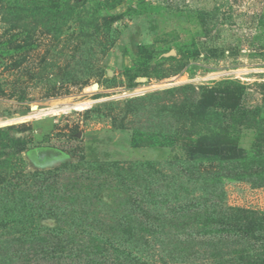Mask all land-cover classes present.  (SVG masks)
<instances>
[{
	"label": "rangeland",
	"instance_id": "1",
	"mask_svg": "<svg viewBox=\"0 0 264 264\" xmlns=\"http://www.w3.org/2000/svg\"><path fill=\"white\" fill-rule=\"evenodd\" d=\"M206 87L234 106L200 122ZM187 127L264 159V0H0V264H264V164L218 185L211 232L153 222Z\"/></svg>",
	"mask_w": 264,
	"mask_h": 264
},
{
	"label": "trees",
	"instance_id": "2",
	"mask_svg": "<svg viewBox=\"0 0 264 264\" xmlns=\"http://www.w3.org/2000/svg\"><path fill=\"white\" fill-rule=\"evenodd\" d=\"M202 91L203 92H201V96L197 101V106H195V110L186 112V114H191L195 117H198L200 122L202 118H207L209 115H211V107L216 103L217 105L221 104L224 108H232L234 106V103L232 102L233 100H231V96L227 91L224 92L226 94L222 98L223 101L220 102H217L218 97H216V92H221L220 90L215 89L214 87H206V89ZM183 112L185 113V111ZM162 131L163 129L155 133V135L161 136ZM224 132H222L223 137L221 138L214 139L213 136L203 135L200 138L194 140L191 137L193 134L190 133L187 127L186 137L173 139L175 143L180 144L182 149H185L186 161L184 167L181 168L180 173L185 176L187 180L184 182V184L182 182L176 184L177 179L173 177L170 179L169 183L166 184V192L163 193L164 196L166 198L172 196L175 201L174 207L171 208L173 216H166L164 213L157 212V215L154 214L153 217L154 223L158 222L164 223V225H170L177 231H179L181 227L189 228L193 226H199L206 229H204L205 232L203 233H209L211 231L207 228L213 224V213L215 210H212L214 207H217L219 210L218 215L220 218H218V221L220 223H224L226 219L224 208H226V205L224 206L219 199L220 197H218L219 194L222 196V192L215 191L218 188V185L223 184L224 180L226 179H243L247 174H249V172L253 173L252 168L254 166L260 167L264 164V159L259 158V155L261 154L257 150L255 152L254 150H250L246 153V151L238 147L233 138H225ZM182 141L184 142L181 145ZM170 164H172V162ZM132 165L133 164H130L129 169L118 164H109L106 165V167L107 171H109L110 168H113L115 174L120 175L122 179L125 177L127 178L130 176L129 174L135 172L138 169L150 170V173H152V171L155 169L154 163L150 161L134 166ZM218 165H222L225 169V172H219ZM140 172L141 171H139L138 174L143 180H145L147 175H145V172L143 171L141 174ZM120 184L123 186L126 185V182L121 180ZM191 184L198 185V187L191 189ZM202 188L204 189L202 190ZM199 189H201L202 193L196 202L197 204L181 203L182 195H189ZM123 192L124 194H119V199L122 198L123 200H121V202L123 201V204H125L128 203L127 199L129 194L126 196V191L123 190ZM145 195L146 192L143 195L132 194V197H134L133 200L139 201L137 196H140L144 199ZM148 196L149 197L146 200L151 202L154 200L153 198L158 197V195L154 192L148 193ZM192 199L190 198L189 200ZM211 205H213L212 210H210ZM183 211H194V215H179V213ZM150 213L151 212H147L146 214L150 215ZM129 214H132L131 209ZM95 247L99 248L100 245H95L93 248Z\"/></svg>",
	"mask_w": 264,
	"mask_h": 264
},
{
	"label": "bare ground",
	"instance_id": "3",
	"mask_svg": "<svg viewBox=\"0 0 264 264\" xmlns=\"http://www.w3.org/2000/svg\"><path fill=\"white\" fill-rule=\"evenodd\" d=\"M57 109H49V110H46V111H44V113H47V112H55V111H58V110H63V109H65V108H76V109H84V108H86V106H85V104L84 103H78V104H72V105H68V104H66V103H61V104H58L57 106H55ZM39 114V112L38 113H31L30 115L32 116H37Z\"/></svg>",
	"mask_w": 264,
	"mask_h": 264
}]
</instances>
